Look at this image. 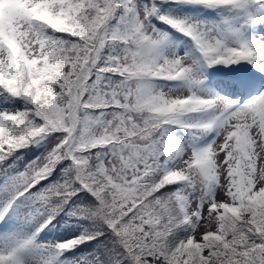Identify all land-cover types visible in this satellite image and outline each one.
I'll list each match as a JSON object with an SVG mask.
<instances>
[{
    "label": "snow or ice",
    "instance_id": "1",
    "mask_svg": "<svg viewBox=\"0 0 264 264\" xmlns=\"http://www.w3.org/2000/svg\"><path fill=\"white\" fill-rule=\"evenodd\" d=\"M169 3L243 17L237 43L162 13ZM257 12L264 0H0V97L23 101L0 109V221L31 197L50 213L38 233L83 200L72 215L95 231L48 246L43 264L92 241L104 246L67 264H264V51L246 39ZM240 64L256 69L230 77L247 102L194 90L204 67ZM175 127L212 139L185 148ZM29 148L45 151L12 177L5 162ZM34 243L0 247V264H28Z\"/></svg>",
    "mask_w": 264,
    "mask_h": 264
},
{
    "label": "rangeland",
    "instance_id": "2",
    "mask_svg": "<svg viewBox=\"0 0 264 264\" xmlns=\"http://www.w3.org/2000/svg\"><path fill=\"white\" fill-rule=\"evenodd\" d=\"M143 2L147 3L148 0H143ZM175 4L176 3L163 5L161 8L162 13L177 17L191 18L194 21L204 22L218 28L223 27L225 34L229 37L230 43L234 45L237 43L235 38L230 35V28L237 26L242 21L243 17L221 10L217 11V14H221V16L216 18L213 14L214 17L200 12V9L195 12H189L190 10H185L184 8L175 9ZM257 16L264 21V16H261L260 13L257 12ZM156 21L159 22L158 20ZM157 26H159V24ZM165 26L167 29L164 31L170 33L171 43L175 45L176 51L182 55L184 51L190 48L191 42L186 37L181 36L180 33L169 29L167 25ZM246 39L250 43H253L259 50L264 51V43H261L264 41V22H259L256 26L251 27L247 33ZM222 68H224L223 65H217L213 68L204 67L202 72L205 79L201 84L195 87L194 90L202 95H225L226 93H232V98L239 101L241 104L251 99V95L246 93L244 89L232 87L231 80L226 79V77L234 75H251L256 72V69L250 64H240L232 66V68L240 70L238 73H233L231 69L228 68H224L225 72L221 73ZM229 73H231V75ZM257 75L259 74L257 73ZM167 87H173V85L169 84ZM177 90L184 91L185 89L184 86H179ZM20 105H23V101L17 102L11 99L5 101L3 97H0V109L6 108L11 111L15 110V108ZM170 137L185 148L196 146L203 147L212 139V134L199 137L195 130L175 127L171 129ZM49 140H52V137H49ZM47 143L48 141H45V145H47ZM44 151L45 148L26 149L18 153L19 159L13 158L12 161H6L4 166L5 170L10 173L12 177H15L18 173L23 172L37 156L42 155ZM8 164H11V167H7ZM4 182L5 181L0 178V184ZM5 195L4 192H0V207H3L6 203L4 199ZM82 203L83 200L79 199L74 203H70L63 211L55 214L52 223L48 224L43 231L37 233V230L46 222L50 213L41 214L39 205L34 202L31 197H25L17 201L14 205L12 214L8 217L7 221L0 226V247H10L21 241L31 240L35 237V243L22 253V258L27 261L28 264H43L45 259L50 258L47 251L48 246L64 240H71L89 231H95V226L88 220H78L77 216L72 215ZM85 225H87V230L84 229ZM103 246L104 245L98 241L83 244L77 248L75 252L65 254V264L75 257L87 255L89 252L102 248Z\"/></svg>",
    "mask_w": 264,
    "mask_h": 264
},
{
    "label": "trees",
    "instance_id": "3",
    "mask_svg": "<svg viewBox=\"0 0 264 264\" xmlns=\"http://www.w3.org/2000/svg\"><path fill=\"white\" fill-rule=\"evenodd\" d=\"M170 4V3H169ZM175 9H180V8H184L185 10H190L189 12H195L196 10L200 9L202 13H206L207 15H210V16H213L215 15L216 18L220 17L221 14H217V12H214V11H211V10H208V9H204L201 7H197V6H192V5H187V4H175L174 5ZM207 10V11H205ZM205 11V12H204ZM213 14V15H212ZM214 17V16H213ZM153 22L156 24V26L159 24V27L162 31L166 30V26L165 25H162L160 24L159 22H157L156 20H153ZM165 32V31H164ZM78 218V217H77ZM78 220H81L80 218H78ZM84 229L87 230V225L84 226ZM76 254V253H74Z\"/></svg>",
    "mask_w": 264,
    "mask_h": 264
}]
</instances>
